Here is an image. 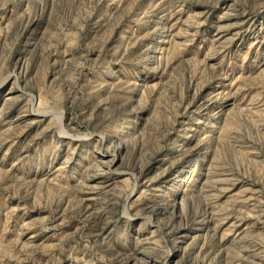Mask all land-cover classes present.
Returning a JSON list of instances; mask_svg holds the SVG:
<instances>
[{
    "label": "rangeland",
    "instance_id": "obj_1",
    "mask_svg": "<svg viewBox=\"0 0 264 264\" xmlns=\"http://www.w3.org/2000/svg\"><path fill=\"white\" fill-rule=\"evenodd\" d=\"M0 264H264V0H0Z\"/></svg>",
    "mask_w": 264,
    "mask_h": 264
}]
</instances>
